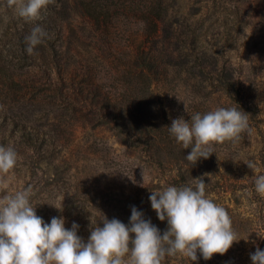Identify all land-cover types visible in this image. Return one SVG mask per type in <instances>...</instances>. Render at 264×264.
<instances>
[{"label":"trees","instance_id":"16d2710c","mask_svg":"<svg viewBox=\"0 0 264 264\" xmlns=\"http://www.w3.org/2000/svg\"><path fill=\"white\" fill-rule=\"evenodd\" d=\"M222 1L224 0H53L42 10V19L26 22L17 15L14 7H8L7 0H0V100H11L14 108L8 113L3 109L4 105H0V146L11 147L16 151L19 158L16 166L9 172L15 178H28L24 189L32 186L35 193L31 194L30 202L45 223H50L52 217L63 216L65 227L70 229L72 223L76 222L79 225L77 234L86 242L93 226L103 227V216L109 220L116 218L127 225L131 209L135 206L144 213V219L150 220L161 234L167 230V220L162 222L158 219L151 208V193L143 188L144 184H132L127 190L123 189L119 196L111 190L105 189L106 192H103L102 189L83 185L77 196V192L73 190L76 185L73 167L64 170L54 168L52 179L47 176L43 184L37 181L39 173L43 176L44 172L23 165L19 161L20 156L35 151L36 156L40 157L42 154H39V150L46 148V152L43 151L45 157H51L52 148L60 147L68 136L65 129H59L61 124L57 123L54 113L52 117L48 115L50 122L47 125L41 121L43 116L40 112L33 118L29 104L32 100L56 98L70 104L74 100H93L92 105L100 99L108 101L110 104L106 107L110 109L115 128L130 135L133 145L141 150L145 161L163 174L162 160L180 159L191 165V162L187 163V154L181 144L175 142V138L169 133L168 127L172 122L170 116L178 113L183 117H192L197 113L202 114L201 111H213L216 107L211 100L215 98L211 94L215 93L218 94L217 99L222 100L221 107H236L249 114L251 133H242L235 142L225 141L211 146H217L228 156L237 158L234 166L225 169V174L233 176L215 180L205 171L199 177L206 183L207 198L220 193L240 191L245 200V211L241 213L227 204H219L209 198L227 210L233 231L239 240L233 243L227 253L214 255L222 257L226 262H252L249 256L251 252L247 251L249 239L253 243V253L257 246L264 250V195L255 191V180L259 175H264V79L263 76H258L262 71L257 70L253 62L247 63L242 71L232 69L229 67L232 60L230 54L226 55L225 60H221L222 67L218 69L219 57H224L223 51L207 46L199 33L201 29L195 32L191 27L209 3L214 7L223 4ZM236 1L240 6L246 0ZM249 1L260 8V12L264 10V0ZM193 8L195 12L192 11ZM71 9L73 11L70 14ZM73 13L85 18L93 29L98 30L99 40L106 42L107 49L111 52L105 57L102 54L96 56V63L92 66L78 61L70 68L66 62L67 50L63 53L62 64L52 61V55H49V49L54 50L56 58L55 48L58 43L61 46L64 40L57 20L71 19ZM251 19L250 13L240 17L238 28L242 32L246 30ZM37 25L47 36L41 44L35 46L33 54L29 55L25 50V37ZM212 54L216 58L211 56L213 69H209L205 64V57ZM108 57L119 65L120 75H113L114 71L111 75L108 74L109 69L104 60ZM49 61L55 66L49 68ZM34 64L42 69L45 76L49 74L50 77L52 69L58 64L65 72L63 76L58 74L65 81L64 93L53 95L41 86L32 91V81L27 77L33 74ZM196 68L199 69L198 75L206 80L198 79ZM103 72L105 77L102 76ZM109 87L113 88V92H110ZM68 123H73V120ZM44 127L54 131V134L51 131L48 133ZM253 136L259 137L263 151L258 152L255 170L245 172L240 157L248 149ZM89 148H93L92 153L97 155L102 174L126 181L134 176L130 163L123 160L127 159L124 158L125 152H120L116 145H108L103 140H92ZM138 160L134 161L137 166L140 165ZM174 169L168 173L169 182L165 181L168 182L167 187L195 186L196 180L189 176L193 172L191 168L186 171V175L180 167ZM207 170L215 175L219 173L213 167ZM134 171L137 170L134 168ZM220 178H223L222 174ZM4 193L2 191L3 196ZM3 196L0 194V198ZM132 235L134 238V234ZM197 255L199 259L195 262L208 261L199 252ZM129 257L130 253L124 257L125 261ZM169 262L191 261L177 254L174 257L166 256L162 264Z\"/></svg>","mask_w":264,"mask_h":264},{"label":"clouds","instance_id":"9594fccd","mask_svg":"<svg viewBox=\"0 0 264 264\" xmlns=\"http://www.w3.org/2000/svg\"><path fill=\"white\" fill-rule=\"evenodd\" d=\"M52 2L7 0V5L26 22H33L42 19V10ZM46 36L40 26L33 27L25 37L26 52L33 54ZM168 130L184 149L191 148L185 156L191 165L209 158L214 153L211 145L235 142L242 133H251L249 114L236 107L197 113L191 122L182 117L173 119ZM17 159L13 148L0 146V172L7 174ZM247 165L253 171L256 168L253 161ZM195 180L194 187L169 186L151 192V208L160 221L167 220L163 234L133 206L127 225L103 216V227L93 226L86 242L77 234L76 222L70 229L65 227L63 216L45 223L30 202V188L4 195L0 198V264H162L166 256L177 254L191 262L198 261V252L205 261L214 254L223 255L239 241L231 218L224 207L206 197L204 179ZM255 191L264 195V175L255 180ZM250 258L252 264H264V250L257 246Z\"/></svg>","mask_w":264,"mask_h":264},{"label":"rangeland","instance_id":"374dc122","mask_svg":"<svg viewBox=\"0 0 264 264\" xmlns=\"http://www.w3.org/2000/svg\"><path fill=\"white\" fill-rule=\"evenodd\" d=\"M221 3H223L221 4L223 7L221 5L212 7L213 4L209 3L208 6L202 10V14L198 16V21L196 20L195 24L192 22V29L195 32L201 29L199 33L207 42V46L210 48H216L215 50L220 52L223 51L224 57H219L220 61L218 69L222 67L221 60H225L227 58L226 55L230 54L232 60L229 67L236 69L237 71H242L247 63L253 62L256 64L257 70L262 71V73L259 71L261 75L257 73L258 76H263L264 79V10L260 12V8L255 7L254 3L249 0H246L245 2L243 1V4L240 6L236 0H230V2L224 0ZM72 11L73 10L71 9L70 14ZM192 11L195 12V8H193ZM249 13L252 16V19L250 20L247 29L242 32L240 27L238 28V21L240 17L246 16ZM62 21H64V23H62ZM57 25L61 28L64 40H62L63 42L61 46H58V43L55 48V51L57 52L56 58L54 50L51 51V49H49V55H52L53 58L52 61H59V63L62 64L61 59L65 50H67L66 56H68L66 62L70 68L73 66V63L78 61L80 64H89V66H92V64L96 63V56L101 54L104 57L110 55L111 52L107 49V43L99 40L98 30L96 28L93 29L85 18L73 13L71 19L63 20L59 18V20H57ZM177 28L179 31V24H177ZM213 55L214 54L207 55L205 57V64L209 69H213L211 56L212 58H216V56ZM104 60L107 63L109 75H111L112 71H114L113 75H120L121 71L119 70V65L116 62L111 61V57L104 58ZM239 64L244 65L241 66ZM53 66H55L54 63L49 61L48 67L52 68ZM56 66L57 67L52 69V76L50 77L49 74L45 76L42 73V69L37 68L35 65L33 74L27 77L28 80L31 79L32 81V84L30 85L31 90L33 91V89L41 86L46 92H50L53 95L58 94L59 92L64 93L63 90L66 86L64 85L65 81L59 78L58 74L63 76L65 72L62 71L58 64ZM69 67L68 69H70ZM197 71L199 72L198 68H196L198 79L206 80L202 75L200 77ZM87 73H90V67L87 69ZM102 76L105 77V72L102 73ZM55 79L57 80L55 81ZM205 83L206 81H204V84ZM54 85H56L55 89L53 88ZM109 89H111L110 92H113V88L109 87ZM87 94L89 95L88 92ZM211 95L215 98V100H211L216 107L215 109L220 108L222 100L217 99L218 94L213 93ZM91 102L94 101L74 100L73 103L70 104V102L56 100L55 98L54 100H32L29 103L33 112V118L38 116V113L40 112L43 116L41 121L45 122V124H49L50 120H48L47 117L54 113L56 115L55 119L58 120L57 123L61 124L59 129H65L68 136L66 140L61 143L60 147L52 148L53 155L51 157H45L44 152L46 151L44 150L46 148L39 150V154H42L40 156L41 158L36 156L37 153H34L35 151H29L20 156L19 161L23 162V165L35 167L41 172H44L43 176H40L39 173L37 181H40L43 184L47 176H50L49 178L52 179V169L54 168L64 170L73 167L75 168L74 175L76 184L73 190L77 192V196H79L80 190L83 189L81 188L83 185H90L102 189L103 192H106L105 189L109 191L111 190V192H114V194L119 196L122 194L123 189L127 190L128 186H132V184L135 183L139 186L144 184L145 186L143 188L147 189V192L149 193L152 191L164 190L167 188L166 184L169 182L167 179L168 173L175 167H180L185 175L187 174L186 171L191 168L193 172L189 174V176L190 178H194L193 180L201 177L202 173L205 171L215 180L218 178L222 180L226 179L224 177L233 176L228 173L225 174V169L228 166H234V163L237 162V158L234 156H228L217 146L212 147L214 153H212L209 158H201L195 165L183 163L180 159H177L176 161L162 160L164 172L163 174L159 173L157 169L155 170L154 167L145 161L146 159L141 150L133 145V139L131 136L119 128H115V125L111 120L110 109L106 107L109 106L110 103H108V101H101V99L94 103V105H92ZM0 105H4L3 109L8 113L14 110L11 105V100H0ZM45 110H47V113ZM201 113V115L205 114L202 111ZM181 117L186 121L191 122V116L183 117L178 113H175V116L173 114V117L170 116V120L172 121L173 119ZM69 120H73V123L69 124ZM71 127L73 129H71ZM44 130L48 133L51 131L50 129L47 130L46 127H44ZM51 133L54 134V131H51ZM92 140H97L98 142H102L103 140L108 145H116L120 152H125L124 158L127 159L123 160L130 163L129 166L133 168L134 176L129 177L126 181L120 178L112 179L105 174H102L98 167L97 155L92 153L93 148H89V142ZM180 146L183 147L182 144ZM190 151L191 148L184 149V152L187 155ZM262 151V143L259 141V137L253 136L248 149L240 157V160H242L241 163L245 168H242L243 171L249 172V170H252L248 167L247 162L253 161L256 163L258 152ZM57 158L58 160H56ZM137 158L139 159L138 162L140 164L138 166L135 165L136 163L134 162L135 160L137 161ZM187 163H189V161ZM210 167L216 168L219 173L217 175L214 173L212 174L211 170H207V168ZM134 168L137 171H134ZM221 174L223 175V178H220ZM12 175L11 172H8L7 174L0 172L1 196H3L2 191L5 192L4 195H13L27 187L25 182L28 178L23 180L22 178H15ZM28 188L31 189V194L33 195L35 191L32 190V186ZM73 196L75 199H78L76 195ZM209 198L213 199L216 203L227 204L238 212L242 213L245 211L243 207L245 200L241 196L240 191L227 194L220 193L219 195L210 196ZM250 241L251 239H249V243L247 244V251L253 253V243ZM251 253H249V256ZM168 264H252V262H226L222 257L220 258L217 255H214L212 259L207 262H169Z\"/></svg>","mask_w":264,"mask_h":264}]
</instances>
